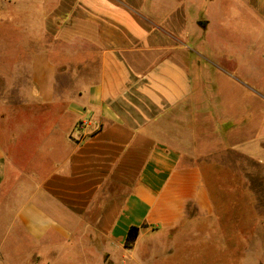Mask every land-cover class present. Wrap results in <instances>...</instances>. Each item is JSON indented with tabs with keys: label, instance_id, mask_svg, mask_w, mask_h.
<instances>
[{
	"label": "crops",
	"instance_id": "0c3cea01",
	"mask_svg": "<svg viewBox=\"0 0 264 264\" xmlns=\"http://www.w3.org/2000/svg\"><path fill=\"white\" fill-rule=\"evenodd\" d=\"M6 22L0 264L117 247L122 264H264L243 164L264 168V95L229 50L264 57V0H0Z\"/></svg>",
	"mask_w": 264,
	"mask_h": 264
},
{
	"label": "rangeland",
	"instance_id": "374dc122",
	"mask_svg": "<svg viewBox=\"0 0 264 264\" xmlns=\"http://www.w3.org/2000/svg\"><path fill=\"white\" fill-rule=\"evenodd\" d=\"M14 25L11 24V22H6V24L0 23V35L3 36H14L17 34L14 31ZM248 27L245 26V30H247ZM263 42H264V35H263ZM252 47V44H249L248 42L235 44L233 42H229V50L237 49L238 52V60L240 65L239 69V75L236 76L237 78L241 79L242 81H247V83L251 84L254 89V93L257 95L262 94L264 95V57H262L259 61L254 60L252 57L253 51L250 49ZM203 61V60H201ZM243 63V64H242ZM254 63V64H253ZM10 82V81H8ZM8 82L4 79L0 81V101H12L15 98H17V95L12 96L11 92H7V89L9 87ZM64 84L67 87L66 91H71L75 85H73L69 78L63 79ZM262 102L264 103L263 99ZM256 105H258L256 103ZM264 111V108H261ZM243 162V161H242ZM245 168L244 171L247 173L253 189L258 193V197L260 200L259 204V211L262 216H264V168L263 167H256L251 165L249 162H243ZM244 173V172H243ZM264 222V221H263ZM101 249H105V245L103 246V241L101 242ZM112 251H107L109 254H112V264H122L124 259H128V256L125 251L122 248H113ZM102 251V250H101ZM86 257H84L82 260H84ZM92 264H104L102 261V256L99 254L98 256L94 257ZM99 259V261H98ZM81 260V261H82Z\"/></svg>",
	"mask_w": 264,
	"mask_h": 264
},
{
	"label": "trees",
	"instance_id": "16d2710c",
	"mask_svg": "<svg viewBox=\"0 0 264 264\" xmlns=\"http://www.w3.org/2000/svg\"><path fill=\"white\" fill-rule=\"evenodd\" d=\"M139 234H140V228L139 227H132L129 230V233H128V236L126 239V244H125L126 248L131 249L134 247L135 242H136Z\"/></svg>",
	"mask_w": 264,
	"mask_h": 264
}]
</instances>
